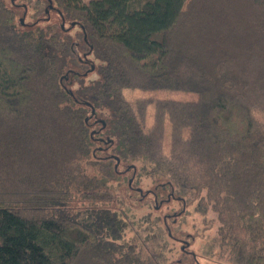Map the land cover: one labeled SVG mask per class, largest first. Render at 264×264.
Listing matches in <instances>:
<instances>
[{"label": "trees", "instance_id": "1", "mask_svg": "<svg viewBox=\"0 0 264 264\" xmlns=\"http://www.w3.org/2000/svg\"><path fill=\"white\" fill-rule=\"evenodd\" d=\"M25 1L0 0V264H172L179 213L113 207L129 171L264 264V0ZM158 89L198 98L128 94Z\"/></svg>", "mask_w": 264, "mask_h": 264}, {"label": "rangeland", "instance_id": "2", "mask_svg": "<svg viewBox=\"0 0 264 264\" xmlns=\"http://www.w3.org/2000/svg\"><path fill=\"white\" fill-rule=\"evenodd\" d=\"M5 1L9 4L11 2V0ZM16 1L22 2L23 0ZM19 8V17L24 18V24L35 20V18H33V15L35 14L34 8H29L26 14H24L22 6ZM51 18H53L54 22L59 21V17L55 12L51 13ZM68 25L69 22H66L65 26L67 27ZM128 94L132 97L152 96L153 98H173L179 100H197L198 98V94L195 92L177 89H158L150 91L136 90L129 91ZM152 110L153 109L151 108V111ZM165 143L167 147L168 139ZM119 169L122 171L124 170V167L120 166ZM92 172L93 170L91 173ZM95 172L98 173L99 176L102 174V171L99 169H95ZM131 177H133L131 171L123 172V174L115 176L109 182L111 190L118 198L113 204L114 208L119 207L121 204V206L123 205L127 207L137 218L150 216L152 219H155L156 217L163 219L167 214L179 213L178 216H173L168 220L170 230L176 238V240L172 238H169L168 240V247L165 251L168 262H171L172 264H227L215 255L216 249L211 247L212 239L217 230V220L214 219V214L211 211L204 214L203 212L196 210V201L184 206L179 200L167 199L168 201H166L163 197L155 200L152 193L146 196L136 193L138 188H141L142 193H145L149 189L153 190L156 186L155 179L144 173H142L141 176L134 178V181L132 180L136 192L129 191L130 187L128 180ZM173 218H175L174 221H172ZM126 236L131 239L136 236V233L128 229ZM183 249L188 251L187 255L183 254ZM193 253L197 255L198 263L195 260ZM179 259L180 261L178 262Z\"/></svg>", "mask_w": 264, "mask_h": 264}, {"label": "water", "instance_id": "3", "mask_svg": "<svg viewBox=\"0 0 264 264\" xmlns=\"http://www.w3.org/2000/svg\"><path fill=\"white\" fill-rule=\"evenodd\" d=\"M21 21H22V23H24V18L23 17L21 18ZM72 25H75V22H73ZM63 27H64V25H63Z\"/></svg>", "mask_w": 264, "mask_h": 264}, {"label": "flooded vegetation", "instance_id": "4", "mask_svg": "<svg viewBox=\"0 0 264 264\" xmlns=\"http://www.w3.org/2000/svg\"><path fill=\"white\" fill-rule=\"evenodd\" d=\"M12 1L14 2L15 0H12ZM63 25H64V24H63ZM63 25H62V26H63ZM85 56H86V55H85ZM183 248H185V247H183Z\"/></svg>", "mask_w": 264, "mask_h": 264}]
</instances>
